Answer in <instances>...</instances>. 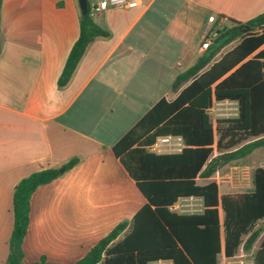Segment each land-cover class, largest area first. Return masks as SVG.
Masks as SVG:
<instances>
[{
	"label": "crops",
	"instance_id": "obj_1",
	"mask_svg": "<svg viewBox=\"0 0 264 264\" xmlns=\"http://www.w3.org/2000/svg\"><path fill=\"white\" fill-rule=\"evenodd\" d=\"M263 12L264 0H139L108 8L92 17L108 37L87 47L70 81L59 89L58 79L79 36L77 0H2L0 264L8 256L16 184L32 173L61 169L71 159L78 163L31 196L23 263L44 258L50 264H74L118 224L129 222L146 200L112 147L159 100L175 99L182 88L173 92V82L204 52L200 46L209 32ZM262 50L264 45L253 55ZM234 110L232 118L237 116L235 101L214 100L209 115L215 122L227 119L216 112ZM183 147L178 137H158L146 151L178 154ZM214 174L197 176L195 182H215L219 196L231 194L221 193ZM202 209L201 199L193 197L169 207L182 215ZM240 254L242 249L226 259L221 250L217 264H231Z\"/></svg>",
	"mask_w": 264,
	"mask_h": 264
},
{
	"label": "trees",
	"instance_id": "obj_2",
	"mask_svg": "<svg viewBox=\"0 0 264 264\" xmlns=\"http://www.w3.org/2000/svg\"><path fill=\"white\" fill-rule=\"evenodd\" d=\"M1 4L2 0L0 9ZM89 10L87 2V13L79 15V36L57 82L59 89L70 81L87 47L97 38L108 37L107 31L93 22ZM207 38L208 48L173 82V92L182 88L175 99L159 100L112 147L146 204L74 264H149L158 260L217 264L221 250L230 259L240 249L249 252L260 237L264 229V225L258 226L264 220V168L253 171L252 190L240 194L219 196L215 182L199 186L195 178H209L221 166L264 147V50L253 55L264 45V12L245 23L231 20L228 26L209 32ZM214 100L235 101L237 116L213 122L209 109ZM168 136L181 139L184 147L180 153L156 155L146 151L158 137ZM213 146L218 153L215 157ZM77 163L71 159L61 168L67 171ZM62 174L59 169L41 170L14 187L13 228L3 264H24L22 242L29 224L31 196ZM190 197L201 199L200 214L169 210L178 199ZM32 264L50 263L41 258ZM253 264H264V235Z\"/></svg>",
	"mask_w": 264,
	"mask_h": 264
},
{
	"label": "rangeland",
	"instance_id": "obj_3",
	"mask_svg": "<svg viewBox=\"0 0 264 264\" xmlns=\"http://www.w3.org/2000/svg\"><path fill=\"white\" fill-rule=\"evenodd\" d=\"M213 35V34H212ZM218 114H224V118H232L236 114L234 111H220ZM264 168V148L255 150L251 155L237 162L224 165L218 169L214 177L218 180L221 188V193L240 194L252 190V173L257 167ZM228 186V190L225 187ZM264 221L258 226H263ZM264 235V229L260 237L256 240L252 249L249 252H243L242 257L234 259L231 264H253V258L261 239ZM242 255V254H240Z\"/></svg>",
	"mask_w": 264,
	"mask_h": 264
},
{
	"label": "built area",
	"instance_id": "obj_4",
	"mask_svg": "<svg viewBox=\"0 0 264 264\" xmlns=\"http://www.w3.org/2000/svg\"><path fill=\"white\" fill-rule=\"evenodd\" d=\"M139 0H92L91 4L89 5L90 8V16L93 17L96 14H99L108 8H117V7H126L129 6ZM208 21L213 23L215 20L213 17H209ZM210 45V39L206 37L203 38V42L201 44V49L206 50ZM244 256L243 254L240 256Z\"/></svg>",
	"mask_w": 264,
	"mask_h": 264
},
{
	"label": "water",
	"instance_id": "obj_5",
	"mask_svg": "<svg viewBox=\"0 0 264 264\" xmlns=\"http://www.w3.org/2000/svg\"><path fill=\"white\" fill-rule=\"evenodd\" d=\"M77 2H78L80 14H83V15L86 14L87 13V0H77ZM59 171L63 173L64 169L61 168L59 169Z\"/></svg>",
	"mask_w": 264,
	"mask_h": 264
}]
</instances>
